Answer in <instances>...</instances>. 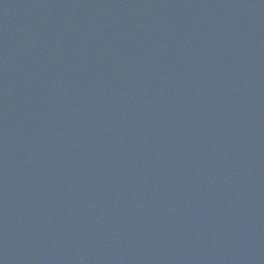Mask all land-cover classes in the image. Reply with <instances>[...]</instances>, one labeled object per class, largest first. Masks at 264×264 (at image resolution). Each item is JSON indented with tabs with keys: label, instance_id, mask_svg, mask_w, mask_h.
<instances>
[{
	"label": "water",
	"instance_id": "1",
	"mask_svg": "<svg viewBox=\"0 0 264 264\" xmlns=\"http://www.w3.org/2000/svg\"><path fill=\"white\" fill-rule=\"evenodd\" d=\"M30 264H264V0H97Z\"/></svg>",
	"mask_w": 264,
	"mask_h": 264
}]
</instances>
